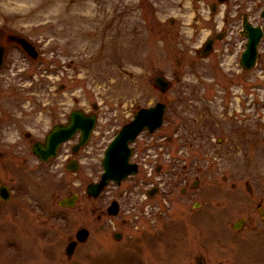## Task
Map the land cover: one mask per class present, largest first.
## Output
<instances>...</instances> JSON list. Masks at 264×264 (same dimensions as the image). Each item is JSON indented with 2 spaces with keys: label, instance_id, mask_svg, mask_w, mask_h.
Instances as JSON below:
<instances>
[{
  "label": "rangeland",
  "instance_id": "obj_1",
  "mask_svg": "<svg viewBox=\"0 0 264 264\" xmlns=\"http://www.w3.org/2000/svg\"><path fill=\"white\" fill-rule=\"evenodd\" d=\"M245 18L264 28V0H0V185L11 190L0 264H264V37L244 70ZM158 102L164 123L136 140L139 172L89 195L107 145ZM73 109L96 115L87 145L73 151L77 134L42 162L33 144ZM151 139L162 145L143 153ZM145 161L161 167L153 196ZM81 227L90 235L68 256Z\"/></svg>",
  "mask_w": 264,
  "mask_h": 264
},
{
  "label": "water",
  "instance_id": "obj_2",
  "mask_svg": "<svg viewBox=\"0 0 264 264\" xmlns=\"http://www.w3.org/2000/svg\"><path fill=\"white\" fill-rule=\"evenodd\" d=\"M225 1V0H221ZM215 8V5L212 6ZM243 27L245 31L243 34L249 37L246 44V49L242 54L240 62L245 69H250L255 65L256 59L258 57V44L263 34L260 26H254L249 22L247 18L243 21ZM13 40H16L15 36L10 35ZM213 39H208L202 49V54L207 55L212 50ZM20 45L32 56H36L35 47L28 40L22 39ZM5 45L0 44V67L3 63L5 56ZM156 85L164 91L169 86V81L162 75L156 77ZM165 105L162 103H157L154 106L141 108L136 114L134 119L126 124L122 130L118 133L116 138L110 143L105 151V157L103 159L104 173L102 179L99 182H92L88 185V193L91 196H98L105 184L110 180L114 179L120 182L123 178H126L130 173L137 171V164L131 163L129 161L132 149L129 147V142L133 140L137 134L144 128L148 127L151 131H154L163 120V114L165 111ZM96 124V115L87 114L81 109H74L69 114V121L66 124L58 123L55 124L47 134L45 141L37 142L33 146V151L40 156L42 159L46 160L50 156L56 154V150L60 143L71 136H73L77 130L81 131L80 142L74 147L78 149L80 146L85 145L91 135V131ZM69 168H78V163L72 161ZM156 189L149 191V195H153ZM0 195L4 198L9 197V191L5 185L0 187ZM77 200V195L70 197H65L60 200L62 205L73 206ZM110 214H117L119 211V205L114 201L108 209ZM244 219H240L234 223L235 228L241 227ZM89 235V231L86 228H81L77 232L78 240H85ZM115 236L121 237V233H116ZM77 240L70 241L67 246V254L72 255L75 247L77 245ZM199 264H201L199 262Z\"/></svg>",
  "mask_w": 264,
  "mask_h": 264
}]
</instances>
